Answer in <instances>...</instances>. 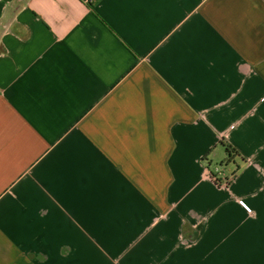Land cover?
Returning a JSON list of instances; mask_svg holds the SVG:
<instances>
[{
  "label": "crops",
  "instance_id": "obj_1",
  "mask_svg": "<svg viewBox=\"0 0 264 264\" xmlns=\"http://www.w3.org/2000/svg\"><path fill=\"white\" fill-rule=\"evenodd\" d=\"M0 264H264V0H0Z\"/></svg>",
  "mask_w": 264,
  "mask_h": 264
},
{
  "label": "built area",
  "instance_id": "obj_2",
  "mask_svg": "<svg viewBox=\"0 0 264 264\" xmlns=\"http://www.w3.org/2000/svg\"><path fill=\"white\" fill-rule=\"evenodd\" d=\"M216 177L222 182V184L229 186L236 178V174L227 175L225 171L216 169Z\"/></svg>",
  "mask_w": 264,
  "mask_h": 264
},
{
  "label": "trees",
  "instance_id": "obj_3",
  "mask_svg": "<svg viewBox=\"0 0 264 264\" xmlns=\"http://www.w3.org/2000/svg\"><path fill=\"white\" fill-rule=\"evenodd\" d=\"M227 148H228V152L230 153V155L233 156V153H234L233 149H231L230 147H227Z\"/></svg>",
  "mask_w": 264,
  "mask_h": 264
},
{
  "label": "rangeland",
  "instance_id": "obj_4",
  "mask_svg": "<svg viewBox=\"0 0 264 264\" xmlns=\"http://www.w3.org/2000/svg\"><path fill=\"white\" fill-rule=\"evenodd\" d=\"M232 174V173H231Z\"/></svg>",
  "mask_w": 264,
  "mask_h": 264
}]
</instances>
